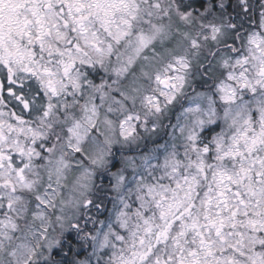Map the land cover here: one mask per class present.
<instances>
[{
    "label": "snow or ice",
    "instance_id": "obj_1",
    "mask_svg": "<svg viewBox=\"0 0 264 264\" xmlns=\"http://www.w3.org/2000/svg\"><path fill=\"white\" fill-rule=\"evenodd\" d=\"M0 264H264V0H0Z\"/></svg>",
    "mask_w": 264,
    "mask_h": 264
},
{
    "label": "rangeland",
    "instance_id": "obj_2",
    "mask_svg": "<svg viewBox=\"0 0 264 264\" xmlns=\"http://www.w3.org/2000/svg\"><path fill=\"white\" fill-rule=\"evenodd\" d=\"M104 182H105V184H107V183H108V180H104ZM97 183H100V180H99V182H97Z\"/></svg>",
    "mask_w": 264,
    "mask_h": 264
},
{
    "label": "flooded vegetation",
    "instance_id": "obj_3",
    "mask_svg": "<svg viewBox=\"0 0 264 264\" xmlns=\"http://www.w3.org/2000/svg\"><path fill=\"white\" fill-rule=\"evenodd\" d=\"M233 2H234V0H233Z\"/></svg>",
    "mask_w": 264,
    "mask_h": 264
}]
</instances>
